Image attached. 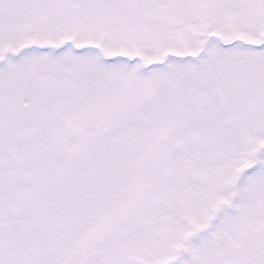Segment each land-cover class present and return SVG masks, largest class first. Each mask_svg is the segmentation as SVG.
<instances>
[{"label": "snow or ice", "instance_id": "1", "mask_svg": "<svg viewBox=\"0 0 264 264\" xmlns=\"http://www.w3.org/2000/svg\"><path fill=\"white\" fill-rule=\"evenodd\" d=\"M0 264H264V0H0Z\"/></svg>", "mask_w": 264, "mask_h": 264}]
</instances>
